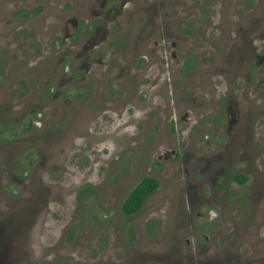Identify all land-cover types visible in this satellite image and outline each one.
<instances>
[{
  "label": "rangeland",
  "instance_id": "1",
  "mask_svg": "<svg viewBox=\"0 0 264 264\" xmlns=\"http://www.w3.org/2000/svg\"><path fill=\"white\" fill-rule=\"evenodd\" d=\"M240 1L179 0L173 6L182 37H175L180 43L168 39L179 47L166 45V88L158 90V82L151 83L157 62L144 71L137 59L132 63V46L151 36L153 47L161 29L169 31L160 14L148 19L152 12L139 9L126 19L125 8L116 21L99 23L108 33L85 58L77 34L65 39L63 31L67 17L78 27L87 20L78 16L88 9L85 1L0 0V264L263 260L264 145L239 150L235 144L229 153L247 158H234L226 168L228 76L227 89L235 85L242 102L241 117L250 109L254 125L264 128V61H236L239 52L247 56L252 45L264 44V0ZM249 28L253 35H245ZM68 42H74L69 53ZM186 59V71L177 70ZM72 65L73 79L59 83ZM237 109L231 108L234 117ZM214 114L221 118L215 132ZM250 156L256 167L246 171L243 186L231 179L213 185L216 169L220 176L234 174ZM144 176L157 178L159 186L127 216L123 199ZM210 186L220 189L224 205L199 203L210 197Z\"/></svg>",
  "mask_w": 264,
  "mask_h": 264
},
{
  "label": "flooded vegetation",
  "instance_id": "2",
  "mask_svg": "<svg viewBox=\"0 0 264 264\" xmlns=\"http://www.w3.org/2000/svg\"><path fill=\"white\" fill-rule=\"evenodd\" d=\"M85 1L87 4H89L88 9L83 11L81 15H78L79 18H84L87 17V20L82 23L81 26L78 27V23L77 20L75 18H71V17H67L65 18L64 21V26H63V31H64V37L66 39V37L70 38L71 36H75L77 34V36L80 38L79 43L82 44L83 47V54L85 56V58L89 57V50L93 47L95 48H101V43H103V41L105 40V36L108 33V29L107 27H103L102 25H98L99 23L105 24L107 25V23H111L116 21V18H118V16L123 15L125 8H128V13L126 14V19H129V17L133 16V14L137 13L139 11V9H144V12H152L151 13V17H148V19H156L157 17L160 18L159 14L161 15V18L163 20V23L166 24V26H169V31L163 30L161 29V31L159 32V35L154 39V45L153 47H149L148 45V41L150 40L151 36L145 37L143 39H140L139 42L137 43L136 46H132L133 48V55H132V63L134 62L135 59L138 60V62L141 65V68L144 71H149L151 68V64L152 62H157L158 64V70H157V75L156 76H152L154 79L151 81V83H157L158 82V87L157 89L160 90L161 87L166 88L165 87V82H166V77L164 76V69H165V65H166V45L170 44L172 49L174 48L176 50L175 47H179L178 43H180L175 37H179L181 35L182 37V33L179 30H176V26L177 25V21H175L174 17V12H175V8L173 9V6L175 4L179 3V0H83ZM240 3H242V0L240 1ZM46 4H42V6L45 7ZM38 9V8H36ZM25 10V9H24ZM142 11V10H141ZM24 14L23 16H27L26 20L28 19V12L25 10L23 11ZM112 15V16H111ZM248 15V14H247ZM258 21L260 19H262V14H258ZM90 17H94V20ZM98 18H100V20H98ZM166 19V21H165ZM174 21V23H173ZM68 22L71 23L74 32L72 33H68ZM160 26L163 27V24H160ZM259 25H257L255 28V30L259 29L258 28ZM237 30V27H235ZM252 28V27H251ZM249 28L250 31H248L245 35H253L252 29ZM168 32V33H167ZM76 33V34H75ZM262 34V33H259ZM171 35V36H170ZM169 36V37H168ZM169 38H174L175 41H169ZM251 39V38H250ZM253 43V42H251ZM73 45L74 42L72 43H64V48L65 51L67 53H69L72 49H73ZM264 44H262L263 46ZM261 45L258 44H254L251 47L250 53L247 56H244V54H242L241 52H239L240 55H238L236 57V61H242V62H246V59L248 58V56L251 58V60L253 59V61L258 65L261 62L264 61V50L263 47ZM170 57L172 59H174L175 63H177L178 61L176 60V58L178 57V55H176L175 51H171L170 52ZM232 57V53H229L228 57H227V63L230 61V58ZM188 61L189 59H186V61H184V63L181 61H179V66L177 70H183L186 71L187 66H188ZM241 63V62H240ZM259 66V65H258ZM257 69V66H255ZM86 68H88L86 66ZM70 69V75L67 73H63L62 75L59 76V83H69L70 80L73 79V73H74V65L69 66L68 70ZM143 70H141V73L144 74ZM258 70V69H257ZM180 71V72H181ZM250 71V70H249ZM251 72V71H250ZM151 74H154V70L151 72ZM226 76H228V74H226ZM256 78H259V81H262V75H261V70H258V75L256 76ZM146 78H141L139 81L138 86L136 85V89L139 88V85L143 84V81ZM230 77L228 76V81H226V83L229 84L230 81ZM139 80V79H136ZM174 80V79H173ZM173 80L171 81V83L173 82ZM239 80V79H238ZM238 80L236 81V83L238 82ZM247 80L248 83L252 82V73L250 75H247ZM235 83V84H236ZM228 84H226V99L228 100V103L226 102V168L229 165V163L234 160V158L238 159L239 162L241 163L242 159L247 158V157H237L236 155H238L239 151L234 152L233 154H230V148L231 147H235L234 145L237 144L238 145V149L241 147L245 148H260L263 147L264 145V128H258L257 126L254 125L255 121L254 118L249 116V113L247 112V110L250 109H246L245 110V116L241 117L240 111L237 109L239 106L238 101L240 102V104L242 103L240 101V97L237 96V88L234 87L229 91V89H227ZM239 84V83H238ZM238 84H236L238 86ZM77 89L79 88L78 86H75ZM230 88V87H229ZM245 89V88H244ZM142 90L140 89L138 94L141 92ZM149 91V90H147ZM55 92H59V91H55ZM244 94L246 97H248L246 93V90L244 92V90L242 91L241 95ZM233 100V101H231ZM65 102H68V100L66 99ZM70 102V100H69ZM229 102H232L233 105H230ZM71 103V102H70ZM231 108H235L238 111L236 113H238L237 117H234V113L235 110L232 111ZM264 111V110H262ZM218 112V111H217ZM217 114V113H216ZM216 114H214L215 116L212 118V125H213V130L214 132L217 130V123L221 122V118H219V116ZM203 120V119H202ZM202 120H200L199 122H201ZM217 121V122H216ZM198 124V122H196ZM224 124V123H223ZM203 126L205 125V123L203 122L202 124ZM264 127V126H263ZM238 140V142H236ZM235 142V143H234ZM240 150V149H239ZM249 150L247 149L246 151H244V154H246V152H248ZM250 152V151H249ZM212 158V157H211ZM251 156L248 157V160L246 161L245 165L243 166H238L237 169L235 170L234 174L231 173L230 171L226 170V176H220L219 175V171L220 168L216 169L214 171V173H216V177L214 178L213 181V185H216L217 183H219V186H221L223 184V182L226 181V183H230V179L235 182V184H237V186H243L247 180L248 177L246 171L249 173H252V169L255 166V163L253 162ZM210 171H213L212 167L209 169L208 172H204L203 173V180L201 184H204V181H207V174L210 173ZM233 174V176H231ZM203 188V185L201 186L200 189ZM132 189V188H131ZM219 188H213V186H210V197L207 199H203L201 200L199 203L200 204H204L206 202V200L208 201V203L213 202V203H218V205H224V201L221 202L219 199V193H217V191H219ZM243 196L246 195V192L241 190ZM128 195V194H127ZM126 195V196H127ZM229 193L226 191V201H227V197H228ZM200 196L202 197L203 195L200 194L199 196H197V199L200 200ZM240 198V197H239ZM125 199V198H124ZM123 199V200H124ZM241 200V199H240ZM240 205V203H239ZM191 213H193V209L191 210ZM227 214H229V211H226ZM197 217L198 218H204V214L200 211H197ZM227 217V215H226ZM209 222V221H208ZM208 222H205V224H208ZM208 237L206 236V239ZM259 238L260 235H259ZM262 239V238H261ZM187 243L190 244V241L187 239ZM244 243H242L241 245H243ZM258 249L261 250V244L258 245ZM210 246H206L203 249V252L205 254L210 252ZM248 260L251 259V254H248L247 257ZM257 259V258H256ZM257 264H264V256H263V260L259 261L257 259Z\"/></svg>",
  "mask_w": 264,
  "mask_h": 264
},
{
  "label": "trees",
  "instance_id": "3",
  "mask_svg": "<svg viewBox=\"0 0 264 264\" xmlns=\"http://www.w3.org/2000/svg\"><path fill=\"white\" fill-rule=\"evenodd\" d=\"M158 186L159 182L157 178L150 176L142 177L123 200L121 205L123 213L127 216L137 213L142 208L146 198L152 194ZM129 229H131L130 225Z\"/></svg>",
  "mask_w": 264,
  "mask_h": 264
}]
</instances>
